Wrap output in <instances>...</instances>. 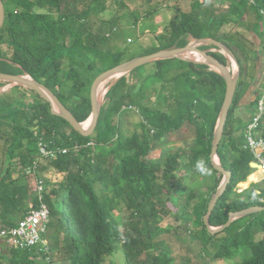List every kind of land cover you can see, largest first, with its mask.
Segmentation results:
<instances>
[{
  "label": "trees",
  "instance_id": "1",
  "mask_svg": "<svg viewBox=\"0 0 264 264\" xmlns=\"http://www.w3.org/2000/svg\"><path fill=\"white\" fill-rule=\"evenodd\" d=\"M161 1L2 0L5 20L0 30V60L6 63L4 72L28 75L41 82L82 123L91 113L89 88L92 81L122 62L123 54L110 48V34L124 17L136 26L142 16L154 12L147 5L156 6ZM225 2L230 8L227 14L233 16L237 24L246 25L243 22L248 14L245 8L249 6L256 20L247 24L252 42L239 31L228 37L217 34L218 28L227 22L231 25V21L209 20L196 11L199 2L196 6L193 2L189 12H179L177 21L166 32L167 41L171 43L168 48L185 47L189 38H212L232 49L238 59L239 82L217 151L223 168L231 173L230 183L210 217V223L217 226L225 225L230 213L264 207V203L259 202L264 199V180L237 193L238 185L246 182L253 171V155L247 147L245 129L264 94V79L261 80L259 74L260 82H255L253 88L261 89L249 103V109H253L251 118L245 122L235 115L240 100L249 91L246 89L250 79L244 81L243 76L253 64L259 66L257 54L264 51V0H223L217 4L224 6ZM214 22L219 23V27ZM249 46L255 47L253 57ZM200 49L217 50L214 46ZM209 54L221 62L226 61L222 54ZM240 58L244 59L245 67ZM168 62L178 68L163 70L161 67ZM156 64L153 79L160 83L157 92L147 87L146 78L139 75L137 69L119 79L105 94L98 125L88 138H83L60 117L53 116L49 104L35 93L32 92L34 97L30 102L17 99L16 91L12 95L0 93V140L4 142V155L10 162L0 177V229L15 226L30 209L40 205L37 197L34 203H29L25 172L38 155V141H42L48 148L67 151L41 164L35 174L43 179L45 187L48 181L44 175L49 169L44 166L64 175L63 187L50 191L45 188L43 193V203L50 216L48 232L54 230L62 234L65 242L53 247L48 243L49 258L57 254L68 264H104L106 257L122 250L126 260L145 255L144 264H173L164 243L156 241L162 231L153 223L161 214L160 194L164 191L166 202L174 200L175 216L178 213L190 215L187 209L193 203L192 213L201 227L203 242L215 241L217 245L214 260L231 259L243 250L250 253V258L234 264H264V211L238 218L213 236L203 223L208 204L223 179L210 160L213 131L225 93L223 78L205 64L179 59ZM168 84L175 85L172 86L175 95L169 89L164 91ZM3 85L5 83L0 82V87ZM160 94L164 98L162 104L147 105ZM124 108H135L140 115V134L135 132L127 137L121 132L119 116ZM185 123L194 126L195 141L190 148L191 159L181 174L185 159L182 150L165 160L149 159L148 155L153 151V142H161L167 135L178 132ZM258 132L264 139V116ZM89 142L93 145L86 147ZM201 161L205 164V173L196 168ZM16 166L23 170L22 177H14ZM178 174L184 176L178 177ZM159 176L166 188L162 187L160 194L154 187ZM189 176L208 185L200 197H196L193 188L185 187L186 182L182 184L184 177ZM107 178L109 184L105 183ZM254 190L258 195L252 199ZM119 201L129 211L128 224L123 228L109 212L102 211L104 206L116 210ZM220 234L224 236L218 239ZM45 257L43 251L38 252V247L10 250L6 257L0 256V264L3 261L6 264H46Z\"/></svg>",
  "mask_w": 264,
  "mask_h": 264
},
{
  "label": "rangeland",
  "instance_id": "2",
  "mask_svg": "<svg viewBox=\"0 0 264 264\" xmlns=\"http://www.w3.org/2000/svg\"><path fill=\"white\" fill-rule=\"evenodd\" d=\"M164 1V0H162ZM195 0H183L181 1L180 4V12L186 13L189 12L192 8V3ZM200 1V0H199ZM223 0H218L216 1V6L207 8L206 5L200 4L199 5V11L201 10L203 14H217L218 15V22L222 23L225 20L231 21V25L224 23L222 27L218 28L217 34L220 36H226L228 37L230 33L232 34L234 31H239L240 33H243L246 37V39L250 42H252V38H250V34L247 32V24H252L255 23V17L253 15V12L249 10V6H247L245 9L247 10V15L244 16V21H246V25L243 24H237L235 21V18L231 16L230 14H227V10L229 8V3L225 2L224 6L221 4H217L222 2ZM182 10V11H181ZM198 11V9H196ZM211 15V14H210ZM227 15V17L224 18V16ZM178 17V16H177ZM223 17V18H221ZM128 19V18H127ZM126 18H122L120 21V25L115 28L112 33L110 34L109 38L111 39L114 36L115 41L110 42L111 43V50L112 51H119L121 52L122 55V62L137 58V57H142L146 56L158 51L166 50V49H171L168 48L169 45L171 44L168 42V36L166 32L169 30L171 25L173 24H168L163 27H154L153 24H148L145 25L146 20H143L140 24L139 30H126L121 29L123 22L127 21ZM223 19V20H222ZM128 21L131 23V21L128 19ZM148 21H151L150 19ZM218 26L219 23L214 22V24ZM148 26H152L150 29H145ZM137 27V26H136ZM219 27V26H218ZM142 30V33L144 36L140 34ZM212 33V31L210 30ZM130 40V41H128ZM254 40L256 41L255 37ZM70 41V40H69ZM194 40L192 38H189V43H193ZM257 42V41H256ZM188 43V44H189ZM250 47V46H249ZM252 49V50H251ZM255 49L250 47V55L253 57V50ZM208 53L213 52V53H219L225 56L226 61L225 63H228V65L231 67L232 71L236 72V67L233 62V60L226 55L225 53H222L218 49H211V50H206ZM6 55V53H4ZM193 56H196L195 53H192ZM242 61V66H246V63L243 58H240ZM193 60V59H192ZM257 61L259 63V66L257 63L256 68L255 66H250L248 69L246 75L243 76L244 81H249L250 83L248 84L249 87H247L246 90L251 91V95H254L252 92V89L257 82L259 84L260 79H264V51L263 53L257 54ZM159 62V61H158ZM157 62L145 64L143 66H140L137 68L136 71H138V74L141 75L142 77H145L146 79V84L147 87H152L156 90L160 88V83L155 81L153 79V76L157 72V67L156 64ZM6 67V63L3 60H0V72H4V68ZM163 70H167L170 68H178L177 65L173 63H166L161 67ZM240 68V67H239ZM10 72V71H9ZM13 73V72H10ZM258 74L260 79H258ZM251 76L252 77L251 79ZM110 80L108 83L104 85V91H107V87L114 81ZM172 86L175 87L173 84H168L167 87L164 88V91H167V89L170 90L171 93L174 95L176 94L173 92ZM178 88H180L178 86ZM261 89V88H258ZM178 90V89H177ZM264 90V89H263ZM16 91V95L18 98L17 99H23L26 102L32 101V98L34 97L32 92H29V90H26L23 87H19L16 85L8 84L5 83V85L0 87V93H8L9 95H12L13 92ZM258 93V92H257ZM256 93V94H257ZM151 96H153V93L150 92ZM104 95H102L103 98ZM249 97V96H248ZM164 101L163 95L160 94L157 97H153L151 101L147 102V105H152V106H157V104H162ZM239 107V104H238ZM237 107V108H238ZM251 109V108H250ZM249 107L246 108V112H250ZM252 111V109H251ZM89 117H87L82 123L83 125H86L89 121ZM141 121V117L138 114V112L135 110V108H124L123 113L119 116V128L121 132L126 135L127 137L131 136L133 133L137 132L138 134L141 133V128L139 127V123ZM89 125V123H88ZM87 125V127H88ZM86 127V128H87ZM195 141V128L194 126L185 123L184 126L175 133H171L167 135L161 142H153L152 145H154L153 151L150 152L148 155L149 159L153 160H160L165 158L167 156H172L174 153L183 151L185 159L183 160V167H182V172L181 174L184 173L186 169V164L187 162L191 159V151L190 148L193 146V142ZM5 148H4V142L0 140V177L3 173V171L7 168V165H9V159H7L4 155ZM46 162L41 163L44 165ZM29 168V167H28ZM44 168H48L49 171L46 172L44 175V179L48 181V185L44 184V189L46 188L48 191L51 189L59 190L61 187H63V174L57 173L55 170H52L47 166H44ZM23 170H20L19 166L15 167L14 170V177H22ZM26 173V172H25ZM27 174V173H26ZM178 174V177L184 176ZM25 180L27 183V192L26 196L28 197L29 203L32 204L35 201V186H36V178L34 175H26ZM198 178L195 176H189L184 177L182 180V184L186 182V188L189 189L190 187L193 188V193L196 195V197H200L202 194L206 192L207 189V184L204 181H201L200 179L197 180ZM197 180V181H196ZM223 180V179H222ZM176 182V181H173ZM105 183L109 184V178L105 179ZM101 186H96L97 189H99ZM155 192L160 194V191H162L163 187V181L160 179V176L157 179V182L155 184ZM163 187V188H162ZM166 190V188H164ZM175 190V189H174ZM105 192H102V194ZM162 195V196H161ZM186 195V194H183ZM65 196V195H64ZM161 198V214L157 215V220L154 223V226H156L158 229L162 231L161 235H159L158 239L156 241H162L165 245V248L169 251L172 259H173V264H234L241 262L243 260L249 259L250 258V253L249 252H239L236 254L234 257L228 260H221L217 261L214 260L213 256L215 255V252L218 250L217 245L213 243H204L201 235V227L198 226V224L195 221L194 215H193V209H192V204L190 203V206L188 207L187 211L189 212L190 215L182 216L181 213H178V216H175V212L177 211L176 206L174 205V200L173 202L171 200L166 202V196L165 192H161L160 194ZM66 200V196L64 198ZM102 211L109 212L111 216L119 223L120 227L123 228L124 225H127V218L129 215V211L126 209L122 201H119L118 203V208L115 210L111 206H104L102 208ZM180 215V216H179ZM211 227L213 229L220 227L215 224H211ZM223 234H220L218 236V239L223 238ZM47 241L49 243V246L51 247L52 245H58L62 246L65 242L63 240L62 234L57 233L54 230H49L48 232V238ZM214 244V245H212ZM52 246V247H53ZM8 255V251L3 252V257H6ZM144 259L145 255H138L135 256L134 258H130V260H126L124 253L122 250H116L113 255L106 257L104 260V264H144ZM50 261L51 264H68L66 260H63L61 256L57 254H53V256H50ZM3 264L4 263L3 261Z\"/></svg>",
  "mask_w": 264,
  "mask_h": 264
},
{
  "label": "water",
  "instance_id": "3",
  "mask_svg": "<svg viewBox=\"0 0 264 264\" xmlns=\"http://www.w3.org/2000/svg\"><path fill=\"white\" fill-rule=\"evenodd\" d=\"M5 12L2 0H0V30L4 24ZM204 46H214L222 53L228 55L234 62L237 71L234 73L228 63L221 62L216 57L209 54L207 51H202L200 48ZM193 52L200 58L201 61L192 60L185 58L184 54L186 52ZM167 59H179L186 62L205 64L210 68V70L218 73L225 82V93L223 101L220 107L216 125L213 131V139L211 142V153L210 160L214 170L221 173L223 180L220 185L215 190L211 201L208 204L207 212L203 217V223L206 227L207 232L210 235H215L227 229L233 221L238 218L251 215L264 211V207L254 206L249 207L244 210H240L235 213H230L228 216V221L225 225L213 229L210 225L211 214L221 196L226 191L228 184L230 183L231 173L226 171L219 161L217 151L219 144L221 142L223 131L227 119L229 109L231 107L237 85L239 82L240 68L238 64V59L233 53L232 49L228 48L223 43L216 41L212 38H200L195 39L193 43H189L185 47L181 48H171L162 51H158L146 56L133 58L124 62L117 64L116 66L102 72L92 81L89 88V103H90V118L89 125L87 128L83 127V123H80L74 115L60 102L57 96L41 82L34 80L28 75H17L7 72H0V82L16 85L28 89L29 91L38 95L43 101L49 104L50 112L53 116H58L67 122L73 130L79 133L83 138H88L93 135L98 125L100 110L105 94L110 89V87L119 79L131 73L135 69L145 64L163 61ZM215 66V69L214 67ZM114 78L115 80L107 87V91L103 92V98L98 91V85L104 80Z\"/></svg>",
  "mask_w": 264,
  "mask_h": 264
},
{
  "label": "built area",
  "instance_id": "4",
  "mask_svg": "<svg viewBox=\"0 0 264 264\" xmlns=\"http://www.w3.org/2000/svg\"><path fill=\"white\" fill-rule=\"evenodd\" d=\"M249 1L252 2V0ZM263 116L264 94L256 106L254 116L245 129L247 147L253 155L251 166L259 170L264 179V139L259 136L258 132V127ZM92 145L93 143L89 142L86 144V147H91ZM37 152L38 155L35 161L26 170V173L27 175H34L36 178L34 192L40 205L38 208L30 209L15 226L0 229V256H3L4 251L38 247V252L43 251L46 254L45 263L50 264L48 241L45 238L48 233L50 216L47 206L43 203L44 181L39 177L37 178L35 174L41 163L54 160L58 155L66 154L67 151L60 148H48L42 141H38ZM259 202L264 203V199H259Z\"/></svg>",
  "mask_w": 264,
  "mask_h": 264
},
{
  "label": "crops",
  "instance_id": "5",
  "mask_svg": "<svg viewBox=\"0 0 264 264\" xmlns=\"http://www.w3.org/2000/svg\"><path fill=\"white\" fill-rule=\"evenodd\" d=\"M181 1H183V0H164V1H161V3H158V5H156V6H153V4L152 5L148 4L147 5L148 7L153 8L151 11H154L151 15L142 16V18L140 19V21L136 25L137 27L134 26L132 24V22L130 23L128 21L127 17H124L127 19V21L123 22L121 29L126 28V30H131V31L139 30L140 24L143 20H146L145 25L153 24L154 27H158V26L163 27V26H166L168 24H174L177 21V16L180 12ZM216 1H218V0H200V1L195 0L194 6H196V4L199 2V4H201V3L203 5L207 4L206 7L210 8V7L216 6ZM199 13H201V15L203 14V12L201 10L199 11ZM210 14H205L209 20H213L214 18H215L214 20H217L219 18L217 14H213V13H210ZM149 19L151 21H148ZM246 21L247 20H245V22ZM150 28H152V26H148L145 29H150ZM143 31H145V30H142L140 32V34L142 36H144V34L142 33ZM114 41H115V39L113 36L111 38V43ZM128 41H130V40H128ZM259 90H258V88H252L253 93H257ZM253 97L254 96L251 95V91H248L246 93V95L240 100L239 107L236 108V111H235L236 117L243 118V120L245 122H247L249 120V118H251V116L253 114V109H252V111L250 109V112H246V108L249 107V105H250L249 103L253 100L252 99ZM262 180H263L262 173L257 169H253L252 174L247 178V181L239 184L238 189H237V193H241L243 191H246L251 184H259V183H261Z\"/></svg>",
  "mask_w": 264,
  "mask_h": 264
},
{
  "label": "bare ground",
  "instance_id": "6",
  "mask_svg": "<svg viewBox=\"0 0 264 264\" xmlns=\"http://www.w3.org/2000/svg\"><path fill=\"white\" fill-rule=\"evenodd\" d=\"M192 53L193 52H190V51H188V52H186L185 54H184V57L185 58H189V59H193V60H196V61H201L202 60V58H200L199 56H193L192 55ZM214 67V69H215V66H213ZM236 67V66H235ZM237 71V70H236ZM234 73H235V71H233ZM114 78H110V79H107V80H104L103 82H101L99 85H98V91L100 92V94H101V96L103 95V92H104V85L106 84V83H108L110 80H113ZM90 121V120H89ZM89 121H88V123H89ZM88 123L86 124V125H83V127L84 128H86L87 127V125H88Z\"/></svg>",
  "mask_w": 264,
  "mask_h": 264
},
{
  "label": "clouds",
  "instance_id": "7",
  "mask_svg": "<svg viewBox=\"0 0 264 264\" xmlns=\"http://www.w3.org/2000/svg\"><path fill=\"white\" fill-rule=\"evenodd\" d=\"M251 164H252V163H251ZM251 167H252V166H251ZM196 168H197V170H198L200 173H205V172H206V167H205V164H204L203 161L197 163ZM252 169H254V168L252 167ZM263 180H264V179H263ZM238 186H239V185H238ZM257 195H258V192L254 190V191H252V193H251V198H252V199H255V198L257 197Z\"/></svg>",
  "mask_w": 264,
  "mask_h": 264
}]
</instances>
